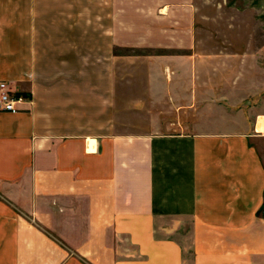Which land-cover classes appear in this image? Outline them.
Wrapping results in <instances>:
<instances>
[{
	"label": "crops",
	"instance_id": "1",
	"mask_svg": "<svg viewBox=\"0 0 264 264\" xmlns=\"http://www.w3.org/2000/svg\"><path fill=\"white\" fill-rule=\"evenodd\" d=\"M136 1L0 0V82L25 98L0 111V264H264L257 56L200 54L193 16ZM117 62L143 64L157 130L117 131Z\"/></svg>",
	"mask_w": 264,
	"mask_h": 264
},
{
	"label": "rangeland",
	"instance_id": "2",
	"mask_svg": "<svg viewBox=\"0 0 264 264\" xmlns=\"http://www.w3.org/2000/svg\"><path fill=\"white\" fill-rule=\"evenodd\" d=\"M139 7L150 8L151 6L164 3L173 4L174 11L179 10L176 16L179 18L180 27L187 26L191 23L188 18L193 16L194 24L191 25L195 32V39L199 44L197 49L198 53L204 54L212 51H222L229 53L230 50H235L243 55L249 54L250 58L256 57L259 69L252 73L253 82L258 80L263 81L264 77V0H137ZM146 6V7H145ZM176 6V7H175ZM172 9V6L170 7ZM186 35L182 31L179 35L180 40L185 39ZM227 44V46H225ZM117 53L124 54L121 49ZM252 53V54H251ZM256 65V64H255ZM117 66V87L122 86L120 83L125 82L131 89L130 96H125L127 108L125 112H118L120 115L130 118L131 122L135 125L118 128V132L130 131L131 133H140L144 131L152 132L157 128L148 126L151 123V116H155L159 110L156 106L155 96L148 102L149 106L140 110L142 97L136 94V89L141 87V78H139L140 70L143 64L140 63H118ZM125 71L127 76L125 79L119 77L118 74ZM136 72V73H134ZM251 74V73H248ZM136 91V92H135ZM121 97V96H120ZM250 96L245 98V103L258 105L264 102V94L260 96ZM157 109V110H156ZM124 113V114H123ZM264 122V118H260ZM147 125V126H146ZM173 128V129H172ZM165 129V128H158ZM178 128L171 127V130ZM58 219V218H57ZM56 230L60 231V223L55 224ZM69 227L79 228L80 225L76 222H71ZM54 234V233H53ZM59 238L58 234H54Z\"/></svg>",
	"mask_w": 264,
	"mask_h": 264
},
{
	"label": "built area",
	"instance_id": "3",
	"mask_svg": "<svg viewBox=\"0 0 264 264\" xmlns=\"http://www.w3.org/2000/svg\"><path fill=\"white\" fill-rule=\"evenodd\" d=\"M25 102V98L14 94L9 90L6 82H0V111L8 113H17L18 106Z\"/></svg>",
	"mask_w": 264,
	"mask_h": 264
},
{
	"label": "bare ground",
	"instance_id": "4",
	"mask_svg": "<svg viewBox=\"0 0 264 264\" xmlns=\"http://www.w3.org/2000/svg\"><path fill=\"white\" fill-rule=\"evenodd\" d=\"M264 128V127H263Z\"/></svg>",
	"mask_w": 264,
	"mask_h": 264
}]
</instances>
